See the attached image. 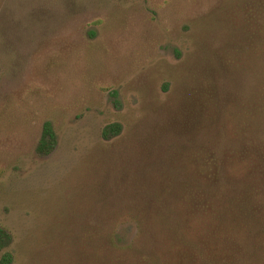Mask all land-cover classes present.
<instances>
[{
  "label": "rangeland",
  "instance_id": "1",
  "mask_svg": "<svg viewBox=\"0 0 264 264\" xmlns=\"http://www.w3.org/2000/svg\"><path fill=\"white\" fill-rule=\"evenodd\" d=\"M0 229V264H264V0H0Z\"/></svg>",
  "mask_w": 264,
  "mask_h": 264
},
{
  "label": "trees",
  "instance_id": "2",
  "mask_svg": "<svg viewBox=\"0 0 264 264\" xmlns=\"http://www.w3.org/2000/svg\"><path fill=\"white\" fill-rule=\"evenodd\" d=\"M53 132H52V128L50 127L49 123H46L45 128H44V137L42 138L41 142H40V146L39 149L41 151H47L50 149V141L53 140ZM4 232L2 229H0V248L2 247L1 245V235H3ZM13 261V256L12 254H10L9 252H6L3 254L2 258H1V263L2 264H12Z\"/></svg>",
  "mask_w": 264,
  "mask_h": 264
}]
</instances>
